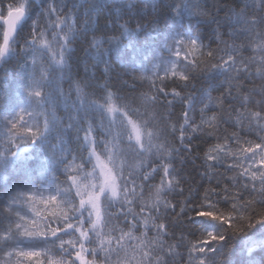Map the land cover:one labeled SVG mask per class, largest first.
<instances>
[{"label":"snow or ice","instance_id":"obj_1","mask_svg":"<svg viewBox=\"0 0 264 264\" xmlns=\"http://www.w3.org/2000/svg\"><path fill=\"white\" fill-rule=\"evenodd\" d=\"M233 262L264 264V0H0V264Z\"/></svg>","mask_w":264,"mask_h":264},{"label":"clouds","instance_id":"obj_2","mask_svg":"<svg viewBox=\"0 0 264 264\" xmlns=\"http://www.w3.org/2000/svg\"><path fill=\"white\" fill-rule=\"evenodd\" d=\"M239 247H240V245L238 244V248ZM234 254L240 256L241 258H243V256H244V253L242 251H237ZM233 264H235V262H233Z\"/></svg>","mask_w":264,"mask_h":264},{"label":"trees","instance_id":"obj_3","mask_svg":"<svg viewBox=\"0 0 264 264\" xmlns=\"http://www.w3.org/2000/svg\"><path fill=\"white\" fill-rule=\"evenodd\" d=\"M259 227V226H258ZM238 241H239V238H238ZM238 241H237V243H238Z\"/></svg>","mask_w":264,"mask_h":264}]
</instances>
